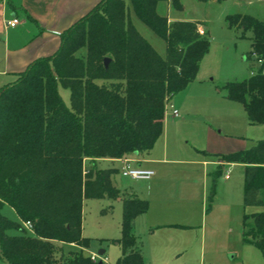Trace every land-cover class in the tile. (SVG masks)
I'll use <instances>...</instances> for the list:
<instances>
[{
	"label": "trees",
	"instance_id": "1",
	"mask_svg": "<svg viewBox=\"0 0 264 264\" xmlns=\"http://www.w3.org/2000/svg\"><path fill=\"white\" fill-rule=\"evenodd\" d=\"M167 1L182 11L180 0H98L60 34L51 56L34 60L0 87V207H11L18 218L0 214V260L6 264H98L82 251L90 242L82 236L83 200L121 199L111 181L117 170L99 168L98 162L152 149L162 134L167 103L195 79L208 51L207 32L199 34L198 22H168L158 14L157 5ZM127 5L164 42V58L132 25ZM225 19L241 38L249 33L250 54L260 65L250 77L225 83V96L241 104L249 125H261L264 22L246 14ZM58 86L69 91V107ZM216 157L244 165L243 206L263 211L244 214L242 236L264 258V140ZM218 175L217 169L209 203ZM121 206L120 237L111 240L122 253L115 264H142L132 229L148 204L129 196ZM64 245L74 250L65 255Z\"/></svg>",
	"mask_w": 264,
	"mask_h": 264
},
{
	"label": "rangeland",
	"instance_id": "2",
	"mask_svg": "<svg viewBox=\"0 0 264 264\" xmlns=\"http://www.w3.org/2000/svg\"><path fill=\"white\" fill-rule=\"evenodd\" d=\"M241 1L234 5L230 2L217 4L180 0L182 11H173L171 14L172 17L177 14L187 19L200 20L202 27L206 30L201 31L207 32L209 38L208 51L199 63L195 79L183 91L172 97L171 104L165 112L166 116H172V111L176 110L184 121L176 120L172 123L169 116L170 127L173 128L178 123V140L184 148V151H181L182 156L190 155V158H196V155L199 156L202 151L211 154L209 158L213 159L219 155L247 150L256 142L264 140V123L249 125L241 104L227 99L223 88L225 83L242 81L250 77L260 67L250 54L249 33L245 38H241L240 31L227 27L225 18L227 15L240 12L258 17L264 22V3L258 2L253 6H247ZM127 7L132 25L159 56L164 58V42L135 17L129 5ZM157 12L160 15H166V3H160ZM58 92L63 103L69 107V91L58 86ZM174 135L175 132L171 134V137H176ZM172 138H170L171 142L174 141ZM185 141H188L187 145ZM170 145L169 143V148ZM206 147L210 149L207 150ZM169 167L175 174L184 173L179 169L196 168L186 163H174ZM217 169L219 175L214 186L213 199L207 211L211 216L224 222L228 229L226 246L229 245L230 251L227 256L233 257L231 264H264L261 252L245 243L242 236L244 214L263 211L262 207H243L242 205L244 165L236 163L231 166L216 167L209 164L205 174L201 175L199 172V177H194L196 175L194 173L193 181L199 192L198 199L205 201V204L209 206L208 202L206 203V195L211 188L212 174ZM226 173L228 178L224 179ZM112 176L114 183L123 189L128 180L121 178L117 172ZM191 177L185 174L176 176L183 181H188ZM0 214L11 221L18 220L13 209L7 205L0 207ZM120 221L121 205L117 201H109L106 198L83 200L82 234L90 239L88 251L94 252L98 259L103 258L97 255L98 249L103 250L105 247H109L104 256L105 261L110 259L115 264L120 257V246L117 247L114 242H111L112 238L120 237ZM9 234L14 235L16 232L11 231ZM62 248L65 255L74 250V247L69 245H64ZM113 248H117L116 253H113ZM0 264H6V262L0 260Z\"/></svg>",
	"mask_w": 264,
	"mask_h": 264
},
{
	"label": "crops",
	"instance_id": "3",
	"mask_svg": "<svg viewBox=\"0 0 264 264\" xmlns=\"http://www.w3.org/2000/svg\"><path fill=\"white\" fill-rule=\"evenodd\" d=\"M240 1L225 0L222 3L230 2L235 5ZM97 2L98 0H0V87L12 83L34 60L51 56L59 47L60 34L88 13ZM242 2L247 6H253L258 2L264 3V0H242ZM163 3H166L167 8L166 15L163 16L168 18V22L191 20L199 23L197 25L199 30H205L200 20L187 19L177 14L172 17L171 14L176 10L170 7L168 1ZM232 14L250 15L240 12ZM13 18L18 21L17 25L7 27L6 22ZM252 58L254 59L253 56ZM171 101L172 98L167 103L165 112ZM165 112L162 134L152 149L124 157L130 167L152 171L151 178L146 181L131 180L120 175L121 178L128 180L124 188L120 189L111 176L112 184L120 191L121 199L130 196L144 200L148 204L147 210L135 218L132 229L142 264H231L233 257L227 256L230 250L229 245L226 246L228 229L224 222L211 216L207 211L212 202H208V194L206 203L208 202L209 206L205 201L198 199L199 192L194 185L193 174L196 173L194 177H199V172L201 175L205 174L209 164L221 167L236 163H223L217 157L210 159L211 154L202 151L199 156L196 155V158H190V155L182 156L181 151H184V148L178 140V123L173 128L170 127L169 116L172 123L182 120V117L179 113L176 117L166 116ZM174 132L176 137L172 138L171 134ZM170 138L174 141L171 142ZM185 144L187 145L188 141H185ZM206 149L210 148L206 147ZM174 163H186L196 168L179 169L184 173L175 174L169 167ZM120 165L119 160L106 159L98 162L99 168H115L118 174H120ZM178 174L192 177L188 181H183L176 178ZM227 178L226 173L224 179ZM243 188L244 170L242 205ZM121 199L114 201L121 205ZM118 238L114 237L112 240ZM114 245L118 247L117 243ZM69 246L74 247V245ZM88 249L89 246L82 251H86L87 253L84 254L88 256H95L96 262L101 260L113 264L114 261L111 262L110 259L104 260L109 247L98 249L97 255L103 252L101 255L103 258L99 259ZM116 252L117 248H113V253ZM118 253L120 254V251Z\"/></svg>",
	"mask_w": 264,
	"mask_h": 264
},
{
	"label": "built area",
	"instance_id": "4",
	"mask_svg": "<svg viewBox=\"0 0 264 264\" xmlns=\"http://www.w3.org/2000/svg\"><path fill=\"white\" fill-rule=\"evenodd\" d=\"M18 21L16 19H11L10 21L6 22L7 27H14L16 26ZM199 33L202 34L203 32L199 30ZM172 115L174 117L178 116V112L176 110L172 111ZM121 165H120V175L123 178H128L131 180H149L151 176L153 175V172L150 170H144L140 168H132L128 165V160L126 158L119 159ZM24 226L26 228H30V224L28 222L24 223ZM90 260L95 263L96 257L90 256Z\"/></svg>",
	"mask_w": 264,
	"mask_h": 264
},
{
	"label": "water",
	"instance_id": "5",
	"mask_svg": "<svg viewBox=\"0 0 264 264\" xmlns=\"http://www.w3.org/2000/svg\"><path fill=\"white\" fill-rule=\"evenodd\" d=\"M108 61H109V60H108L107 58L104 59V61H103V62H104V67H105V68L107 67ZM102 254H103V252L98 253L99 256H101ZM97 263L100 264V263H101V260H99Z\"/></svg>",
	"mask_w": 264,
	"mask_h": 264
}]
</instances>
